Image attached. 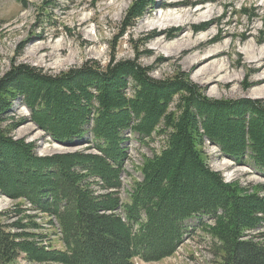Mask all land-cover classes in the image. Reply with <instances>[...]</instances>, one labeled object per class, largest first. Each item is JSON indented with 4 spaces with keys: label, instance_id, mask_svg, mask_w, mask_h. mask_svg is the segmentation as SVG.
Returning <instances> with one entry per match:
<instances>
[{
    "label": "trees",
    "instance_id": "1",
    "mask_svg": "<svg viewBox=\"0 0 264 264\" xmlns=\"http://www.w3.org/2000/svg\"><path fill=\"white\" fill-rule=\"evenodd\" d=\"M145 6L139 2L137 15ZM85 68L46 76L20 65L0 80V190L26 197L50 213L66 248L50 256L40 243L26 241L38 234L5 230L1 212L0 264H18L21 254L31 262L66 264H133L136 255L162 259L175 252L187 219L196 215L216 218L211 231L220 259L215 264H264V233L245 235L259 221L256 214L264 216V198L243 195L240 186L226 183L209 167L203 150L207 138L239 163L251 152L252 162L264 170V105L248 98L211 100L188 78L155 81L131 62L99 72ZM128 78L136 82L133 96L125 93ZM180 92L185 95L177 103L179 115L168 113ZM18 96L35 125L56 141L94 142L98 153L42 157L31 144L11 138L1 124ZM160 122L163 132L173 130L167 148L146 159L141 168L145 179L131 193L130 203H124V130L130 127L144 137ZM122 208L121 216L115 210ZM12 227L25 226L15 222Z\"/></svg>",
    "mask_w": 264,
    "mask_h": 264
},
{
    "label": "rangeland",
    "instance_id": "2",
    "mask_svg": "<svg viewBox=\"0 0 264 264\" xmlns=\"http://www.w3.org/2000/svg\"><path fill=\"white\" fill-rule=\"evenodd\" d=\"M143 1L146 10L137 15L135 10L139 2ZM150 1L0 0V80L20 65H30L41 75L60 76L66 73L73 75L84 66L85 71H104L107 67L113 68L125 61L145 68L147 75L155 81L188 78L198 86L203 96L211 100L248 98L264 105V82L253 85L248 83V79H255L257 74L250 67L252 55L247 54L250 45L256 49L264 45V41L257 42L264 38V0H189L179 7L196 9L201 5L214 6L212 18L217 19L209 22L206 30L199 32L195 31L199 28L196 24L207 23L212 18L207 17L199 22L194 19L191 26L183 28L181 25L185 17L181 15L173 20H170L171 17L167 20L165 16L159 17L164 10H173L162 5L168 0H155L158 4L154 8L148 4ZM159 18L161 21H157ZM153 20L158 22L157 26L165 23L166 31L170 34L163 47L156 44L152 33H149L152 31L153 25L149 26ZM208 31L212 33L209 41L200 40L208 48L215 49L220 45L223 50L215 59L216 65L222 67L223 71L210 83L193 79L194 70L189 65V59L197 51L196 48L190 49L192 42H196L197 37ZM177 44L179 48H175ZM252 54L258 56L260 51ZM245 61L247 65L243 67ZM261 62L264 63V56ZM247 72H251L249 77ZM179 73L185 76L178 77ZM219 77L221 81L217 80ZM135 84L134 78H128L125 85L127 96H133ZM182 95L185 93L180 92L174 96L168 113L179 115L177 103ZM3 115L6 120L1 125L8 127V135L31 144V150L39 156L72 152L98 153L93 147L94 142L75 140L72 143H61L49 136L30 119V109L23 96L12 100V105ZM8 124L11 125L6 126ZM164 128L163 122H160L150 135L144 137L131 131L130 127L124 130V135L128 136L124 142L126 158L122 162L124 171L121 173L123 186L120 195L124 203H130L131 193L144 181L145 174L141 168L146 159L154 154L159 155L162 149L167 148L173 130L169 128L163 132ZM203 150L209 167L219 173L226 183L240 186L243 195L254 194L264 198V170L252 162L251 152L244 156L246 162L239 163L207 138ZM92 187L99 189L95 184ZM122 210L116 209L115 212L122 216ZM1 212L5 213L1 219L6 226L5 230L38 234L26 241L40 243L44 251L50 252V256H54L55 251L66 250L57 220L26 197L14 198L0 190ZM256 217L259 221L254 228L246 230V238L264 233V216L257 213ZM15 222L19 223V227H25L14 229L12 225ZM186 225L187 231L183 233L173 254L156 260L136 255L133 264H215L220 259V252L216 254L218 239L211 231V227L216 225V218L196 215L187 219ZM262 238L264 240V236ZM24 257L21 254L18 264H66L55 259L31 262Z\"/></svg>",
    "mask_w": 264,
    "mask_h": 264
},
{
    "label": "bare ground",
    "instance_id": "3",
    "mask_svg": "<svg viewBox=\"0 0 264 264\" xmlns=\"http://www.w3.org/2000/svg\"><path fill=\"white\" fill-rule=\"evenodd\" d=\"M187 2H189V0H168L166 3H163L162 5L165 8H173V10L167 11V12H165V10H164L159 17L165 16L166 20L168 19V17H171L170 20H173V19H175V17L177 15H181V16L185 17V20H184L183 24L181 25L183 28L186 26H191L190 23L194 19L197 20L196 22H199L201 20L206 19L207 17H209V18L214 17V13H215V11H213L214 6L208 7L207 5H201L200 7L196 8V9L179 7L180 5H183ZM157 4L158 3L155 2V4L153 3L151 5V7L154 8V6H157ZM216 19L212 18L207 23L196 24L199 28L196 29L195 31L199 32V31L206 30L208 27V24H210L209 22H213ZM153 21L151 22L152 24H150V26H149V27H151L153 25L151 28L152 31L149 33H152V35L154 37V39H153L154 42L156 44H160V47H163V44L166 42V39L168 38V34H169L166 31L167 27H166L165 23H162L158 26L156 25L158 23L157 21H161L160 18L157 21H154V22ZM230 33H232V32H230ZM244 34H246V33H244ZM163 35H165V36H163ZM210 35H212V33H211V31H208L203 36L197 37L196 42H192L190 49L196 48L197 51L189 59V65L194 70V73L192 74V78L195 80H198V79L204 80L207 83L215 81L216 77L219 76V74L223 71V68L217 66L215 63V59L219 55H221V53L223 52L220 45H219V47H216L215 49H211V48H208L207 44H204V42L202 40H200L202 38L204 41H209ZM215 36L219 37L218 34H216ZM263 37H264V33H263ZM215 38H214V40H215ZM263 41H264V38L258 39L257 42L262 43ZM179 47H180V45L177 44V46L175 48H179ZM170 50H171V48H169V51ZM254 51H258V53L260 51V54H258V56H255L252 54V52H254ZM247 54L252 55V57H251V60H252L251 65L252 66H250V67H251V69L255 70L256 74H257V77H255V79L252 80L251 77H250V79H248L249 85L264 82V70L261 71L262 67H264V63L261 62V58L264 56V45L261 46V49L260 48L256 49L254 46L250 45L249 48L247 49ZM46 58H47V56H46ZM246 65L247 64L245 61L243 63V67H246ZM260 71H261V73H259ZM251 72H252V70H251ZM251 72L250 73L247 72L248 77L251 75ZM217 80L221 81V78L219 77V79H217Z\"/></svg>",
    "mask_w": 264,
    "mask_h": 264
}]
</instances>
